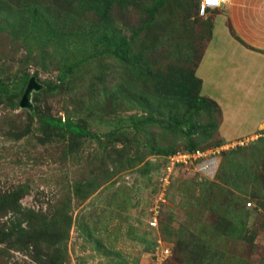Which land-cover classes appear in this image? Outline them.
<instances>
[{"label":"rangeland","instance_id":"rangeland-1","mask_svg":"<svg viewBox=\"0 0 264 264\" xmlns=\"http://www.w3.org/2000/svg\"><path fill=\"white\" fill-rule=\"evenodd\" d=\"M98 1L0 0V82L10 86L0 91V264H197L186 247L194 238L211 248L205 264H264V127H240L244 112L247 123L260 119L253 106L264 101L249 106L234 81L253 60L227 69L234 84L224 79L212 93L230 97L229 129L220 131L221 112L202 109L186 136L189 104L101 54L96 32L125 39L127 57L155 71L192 73L209 17L196 0ZM63 66L74 70L58 83ZM23 76L37 85L24 102L26 86H15ZM46 117L97 138L51 128ZM147 118L181 132L139 122ZM192 144L226 149L174 166L157 153Z\"/></svg>","mask_w":264,"mask_h":264},{"label":"crops","instance_id":"crops-1","mask_svg":"<svg viewBox=\"0 0 264 264\" xmlns=\"http://www.w3.org/2000/svg\"><path fill=\"white\" fill-rule=\"evenodd\" d=\"M202 2L203 0H196L197 8L200 9ZM186 4L187 2H184L180 6L184 9ZM205 13L209 17L210 34L206 41L204 54L195 68L194 74L201 81L200 97L217 102L222 115L220 131H225L229 129L230 113L226 103L230 97L224 93L223 97L212 94L216 91L217 95L219 82L224 83L227 80V87H229L228 85H233L235 81L236 89L245 90L244 96L250 102L249 106H253L252 102L264 101V89L256 91L252 87L249 88L252 84H264V69L262 68L264 66V0H226L219 8L206 10ZM246 59L253 60L254 64L244 65ZM242 66H246L245 74L235 76L234 81L225 74L227 69L233 73L235 70L243 68ZM215 70L220 71L216 73ZM212 73L222 76L223 80L220 78L217 82L211 78L208 81V76ZM220 73H224V76ZM237 78L240 80L237 81ZM214 85L218 87L213 89ZM205 88L209 94L205 93ZM258 94L261 95L260 98H258ZM253 107L261 112L260 119L247 123L252 114L244 112V119L241 121L240 127L250 126L257 132L264 127V105L258 103ZM246 134L251 133L244 135Z\"/></svg>","mask_w":264,"mask_h":264},{"label":"trees","instance_id":"trees-1","mask_svg":"<svg viewBox=\"0 0 264 264\" xmlns=\"http://www.w3.org/2000/svg\"><path fill=\"white\" fill-rule=\"evenodd\" d=\"M109 0H101L98 1V9H103L106 5L105 2H108ZM188 5V4H186ZM185 6V5H184ZM96 35L98 36V42L102 46L103 50L101 54H113L118 59H120L124 64L130 66L133 70H135L140 75L148 78L153 87L155 88V92L157 94L162 95H172L177 101L179 102H187L189 105L188 110V117L186 119L187 128L184 133L186 136H191L196 133V125L193 121V117L199 113L200 110L205 109L211 112H220L217 104L210 99L200 97L199 90L201 86V81L195 76L194 72H189L185 69H178L173 68L167 73H163L161 71H155L149 66L145 65V58L143 56H137L134 58H128V48H127V41L125 39H119L117 40V43L114 41L113 36H108L106 33H103V31L99 30L96 32ZM74 70L73 66H63L60 70L57 81L58 83H63L67 80L68 75ZM28 77L23 76L19 80L16 81L15 86L16 89L19 90V92L24 91V87L28 83ZM9 85L4 84L0 82V91L7 92L9 90ZM195 91V92H193ZM141 123L150 122V123H159L167 125L169 128L175 129V131H180V127H173V125L164 122L162 120H156V119H150L147 118L144 121H139ZM43 123L51 128L57 129V130H65L69 133L79 136V137H88V138H97L95 134L90 133L86 129L75 125L70 120L61 121L58 119L46 117L43 119ZM212 128H216L217 124L212 122L210 123ZM261 142L264 143V140L262 139ZM244 146V145H243ZM243 146H238L237 148H241ZM195 144L188 145L186 150H181L177 152H173L172 149H167L164 151L157 152L160 155L163 156H169L175 153H180L184 151H193L195 150ZM5 199L3 197H0V203H3ZM23 233V232H20ZM19 233V236L21 235ZM188 248V252L190 254L195 253L194 262L195 263H201L205 264L206 257L205 255L208 253H211V248L209 247V244L202 241L200 238H194L190 244L186 245ZM194 251V252H193Z\"/></svg>","mask_w":264,"mask_h":264},{"label":"built area","instance_id":"built-area-1","mask_svg":"<svg viewBox=\"0 0 264 264\" xmlns=\"http://www.w3.org/2000/svg\"><path fill=\"white\" fill-rule=\"evenodd\" d=\"M225 2H226V0H216L215 3H208L207 0H203L201 7L199 9V12L201 14H204L206 12V10L219 8ZM243 145H244V143H241L240 145H237V146H243ZM224 149H226V148H224V147L218 148L217 147V148L210 149V150L184 151V152L169 155L168 159H169L172 166L177 165V164H187L190 161L201 160L203 157H206L208 155H212L213 153L218 152V151H223ZM168 253H169L168 249H165L163 252L164 255H168Z\"/></svg>","mask_w":264,"mask_h":264},{"label":"water","instance_id":"water-1","mask_svg":"<svg viewBox=\"0 0 264 264\" xmlns=\"http://www.w3.org/2000/svg\"><path fill=\"white\" fill-rule=\"evenodd\" d=\"M35 89H37V85H36L35 81L31 78L28 80V83L26 85L25 92H24V95L22 97L23 102L27 99L28 93L30 91L35 90Z\"/></svg>","mask_w":264,"mask_h":264},{"label":"snow or ice","instance_id":"snow-or-ice-1","mask_svg":"<svg viewBox=\"0 0 264 264\" xmlns=\"http://www.w3.org/2000/svg\"><path fill=\"white\" fill-rule=\"evenodd\" d=\"M208 3H215L216 0H207Z\"/></svg>","mask_w":264,"mask_h":264}]
</instances>
